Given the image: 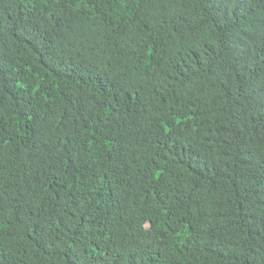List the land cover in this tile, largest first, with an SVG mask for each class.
I'll return each instance as SVG.
<instances>
[{
  "label": "trees",
  "instance_id": "obj_1",
  "mask_svg": "<svg viewBox=\"0 0 264 264\" xmlns=\"http://www.w3.org/2000/svg\"><path fill=\"white\" fill-rule=\"evenodd\" d=\"M0 264H264V0H0Z\"/></svg>",
  "mask_w": 264,
  "mask_h": 264
}]
</instances>
